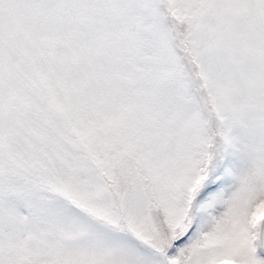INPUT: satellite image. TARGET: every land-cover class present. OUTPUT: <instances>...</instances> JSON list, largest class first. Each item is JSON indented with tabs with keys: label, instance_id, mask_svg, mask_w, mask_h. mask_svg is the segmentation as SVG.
Listing matches in <instances>:
<instances>
[{
	"label": "snow or ice",
	"instance_id": "snow-or-ice-1",
	"mask_svg": "<svg viewBox=\"0 0 264 264\" xmlns=\"http://www.w3.org/2000/svg\"><path fill=\"white\" fill-rule=\"evenodd\" d=\"M0 264H264V0H0Z\"/></svg>",
	"mask_w": 264,
	"mask_h": 264
}]
</instances>
